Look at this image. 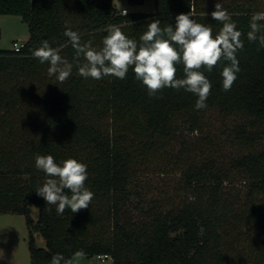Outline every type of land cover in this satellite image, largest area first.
I'll use <instances>...</instances> for the list:
<instances>
[{"label": "trees", "instance_id": "16d2710c", "mask_svg": "<svg viewBox=\"0 0 264 264\" xmlns=\"http://www.w3.org/2000/svg\"><path fill=\"white\" fill-rule=\"evenodd\" d=\"M217 2L241 31L244 47L230 91L221 77L229 62L210 73L200 69L212 84L202 110L184 89L149 97L131 68L123 80H95L74 66L60 83L32 56L47 40L71 62L66 28L97 48L108 25L139 43L151 21L175 26L176 16L189 12L215 36L222 27L211 17ZM258 12L264 0H155L153 13L125 16L114 0H0V16L21 17L30 33L22 51L0 50V214L25 217L31 264H50L57 253L73 261L77 252L109 255L113 264H264V48L247 39ZM176 67L177 78H184L183 64ZM213 113L234 123L226 133L236 150L228 167L220 165L216 143L191 145L182 137L202 132ZM38 154L87 165L85 186L94 193L88 209L57 215L36 194L46 179L35 167ZM174 172L181 177L170 194L160 189L146 199L145 177ZM236 177L248 187L238 201L225 187Z\"/></svg>", "mask_w": 264, "mask_h": 264}, {"label": "clouds", "instance_id": "9594fccd", "mask_svg": "<svg viewBox=\"0 0 264 264\" xmlns=\"http://www.w3.org/2000/svg\"><path fill=\"white\" fill-rule=\"evenodd\" d=\"M191 16V12L181 13L175 18V26L167 24L163 28L159 20L151 21L139 43L128 38L119 27L108 25L99 48L94 47L92 41L82 43L78 32L66 28L63 34L74 49L71 62L47 40L40 42L32 56L41 64L47 63L48 76L60 83L71 76L74 66L81 77L95 80L106 76L123 80L131 68L135 78L146 86L149 97L161 98L158 94L165 88L184 89L198 97L195 108L202 110L207 107L212 84L200 69L205 68L210 73L222 60L229 62L223 67L221 77L223 90L230 91L240 72L236 54L244 45L241 31L220 2L215 3L211 13L212 19L222 24L215 36L211 26L197 23ZM249 27L248 41L258 42L264 48V12L254 14ZM177 64H183L184 78H177ZM35 167L46 176L35 192L46 204L55 206L57 215H63L66 209L78 213L89 208L94 193L85 186L86 164L73 158L57 163L52 155L38 154ZM82 254L77 252L76 256ZM62 262L72 264L60 253L52 257L50 264Z\"/></svg>", "mask_w": 264, "mask_h": 264}, {"label": "rangeland", "instance_id": "374dc122", "mask_svg": "<svg viewBox=\"0 0 264 264\" xmlns=\"http://www.w3.org/2000/svg\"><path fill=\"white\" fill-rule=\"evenodd\" d=\"M114 3L122 14V10L127 9L130 13H153L155 7V0H145L144 5H134L129 0H114ZM0 50H13V43L16 40L27 41L29 39V27L21 17L14 15L0 16ZM233 122L221 116L219 113H213L206 121L202 132H195L193 134L183 132L182 137L191 144H201L203 142L216 143V157L223 167L230 165L231 159L236 157V150L227 142V132L231 131ZM177 146L176 150H179ZM151 177H145L144 183L147 189L144 191L146 199L150 200L156 197L159 190L162 189L165 193L170 194L173 188L177 185L181 175L174 173H154ZM234 184L226 183L227 192L231 193L234 200L244 198L248 192V187L238 177L233 178ZM161 191V190H160ZM32 216L35 220L38 219L39 211L33 205ZM28 231L26 220L24 216L12 214H0V264H31ZM36 243L38 247H45V242L40 236H36ZM72 264H113L112 259L105 261L98 259V257L88 258L85 255L75 256Z\"/></svg>", "mask_w": 264, "mask_h": 264}, {"label": "built area", "instance_id": "2783aa9c", "mask_svg": "<svg viewBox=\"0 0 264 264\" xmlns=\"http://www.w3.org/2000/svg\"><path fill=\"white\" fill-rule=\"evenodd\" d=\"M124 12H126V15H128V10L127 9H124L122 10V15L125 16ZM26 47V41H15L13 43V50L15 52H20L22 51L23 49H25ZM98 259H101L103 261L107 260V259H112L111 256L109 255H100V256H97Z\"/></svg>", "mask_w": 264, "mask_h": 264}, {"label": "crops", "instance_id": "0c3cea01", "mask_svg": "<svg viewBox=\"0 0 264 264\" xmlns=\"http://www.w3.org/2000/svg\"><path fill=\"white\" fill-rule=\"evenodd\" d=\"M19 41H21V40H19ZM7 215H9V214H7ZM13 215V214H12Z\"/></svg>", "mask_w": 264, "mask_h": 264}]
</instances>
